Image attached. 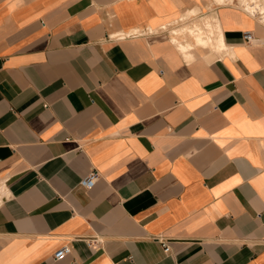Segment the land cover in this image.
<instances>
[{
    "label": "crops",
    "instance_id": "obj_1",
    "mask_svg": "<svg viewBox=\"0 0 264 264\" xmlns=\"http://www.w3.org/2000/svg\"><path fill=\"white\" fill-rule=\"evenodd\" d=\"M251 4L0 0V264H264Z\"/></svg>",
    "mask_w": 264,
    "mask_h": 264
},
{
    "label": "bare ground",
    "instance_id": "obj_2",
    "mask_svg": "<svg viewBox=\"0 0 264 264\" xmlns=\"http://www.w3.org/2000/svg\"><path fill=\"white\" fill-rule=\"evenodd\" d=\"M216 4H222L226 1H239L243 4L246 3L247 0H214ZM253 4L251 10L253 13H260L264 17V1L261 0H252ZM247 5V4H246ZM206 22V23H205ZM199 27L189 28L184 27L183 32L188 33L196 39L197 45L204 49H210L212 52L221 54L228 53L227 49L223 45L220 30L216 21L213 19H208ZM177 34V33H176ZM176 43V41H174ZM180 51L184 54L187 53L188 50L191 49L190 45H181L179 47ZM211 52V53H212ZM192 58H188L189 61Z\"/></svg>",
    "mask_w": 264,
    "mask_h": 264
},
{
    "label": "built area",
    "instance_id": "obj_3",
    "mask_svg": "<svg viewBox=\"0 0 264 264\" xmlns=\"http://www.w3.org/2000/svg\"><path fill=\"white\" fill-rule=\"evenodd\" d=\"M246 6H244V11L250 16L252 17L258 24L262 25L264 27V17L260 14V13H253V12H248L247 10H245ZM164 29V28H163ZM162 29V30H163ZM121 36H117L115 35L112 38H120ZM243 39L245 42H251L252 39V35L249 32H246L243 34ZM98 180V174L95 171H90V173L88 175H86V177H84L83 179H81L79 185L86 189V190H91L93 188V186L95 185V182ZM94 240L93 241H88V245H94ZM163 251L165 253H167L169 251V247L166 245H163ZM71 254V248L69 245H64L61 248H59L54 254H53V261L57 262L60 261L62 259H64L65 257L69 256Z\"/></svg>",
    "mask_w": 264,
    "mask_h": 264
}]
</instances>
